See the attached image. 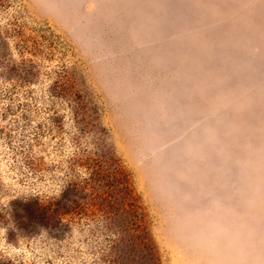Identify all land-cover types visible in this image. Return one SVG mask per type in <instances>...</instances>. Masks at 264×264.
<instances>
[{
    "label": "rangeland",
    "instance_id": "rangeland-1",
    "mask_svg": "<svg viewBox=\"0 0 264 264\" xmlns=\"http://www.w3.org/2000/svg\"><path fill=\"white\" fill-rule=\"evenodd\" d=\"M0 90L15 264H264V0H0Z\"/></svg>",
    "mask_w": 264,
    "mask_h": 264
},
{
    "label": "trees",
    "instance_id": "trees-1",
    "mask_svg": "<svg viewBox=\"0 0 264 264\" xmlns=\"http://www.w3.org/2000/svg\"><path fill=\"white\" fill-rule=\"evenodd\" d=\"M4 90H0V95ZM127 189V185L122 186ZM76 200L70 199L67 193L63 192L58 199L42 202L39 197L31 198L22 202L21 209L23 217L32 222H36L51 231L62 232L69 228L72 223V217L85 213ZM139 209V206H137ZM0 264H15L13 260L0 254Z\"/></svg>",
    "mask_w": 264,
    "mask_h": 264
},
{
    "label": "clouds",
    "instance_id": "clouds-1",
    "mask_svg": "<svg viewBox=\"0 0 264 264\" xmlns=\"http://www.w3.org/2000/svg\"><path fill=\"white\" fill-rule=\"evenodd\" d=\"M70 180H68V181H70ZM68 181H62L61 180V181H58L55 183L49 182V187H47L45 189L47 196L49 198L59 197ZM23 194L24 195H33L32 188L29 187L26 192H23ZM37 195H39V193H37ZM9 226H12V225H9ZM7 231H8L7 227H5V226L0 227V235H2L5 238H6Z\"/></svg>",
    "mask_w": 264,
    "mask_h": 264
}]
</instances>
